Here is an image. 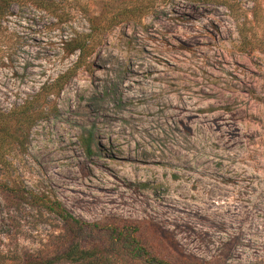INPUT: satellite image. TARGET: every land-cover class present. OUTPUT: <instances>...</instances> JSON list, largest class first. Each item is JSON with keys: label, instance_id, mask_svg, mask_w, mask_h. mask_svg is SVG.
<instances>
[{"label": "rangeland", "instance_id": "rangeland-1", "mask_svg": "<svg viewBox=\"0 0 264 264\" xmlns=\"http://www.w3.org/2000/svg\"><path fill=\"white\" fill-rule=\"evenodd\" d=\"M1 8L0 116L36 107L0 163V257L65 231L27 192L87 223L146 220L191 263L264 264V0ZM96 234L115 264H149Z\"/></svg>", "mask_w": 264, "mask_h": 264}, {"label": "trees", "instance_id": "trees-1", "mask_svg": "<svg viewBox=\"0 0 264 264\" xmlns=\"http://www.w3.org/2000/svg\"><path fill=\"white\" fill-rule=\"evenodd\" d=\"M11 1L0 0V4L3 7ZM79 47L81 53L84 52V46ZM63 82L62 77L57 78L50 88L45 87L43 91L49 92L53 87L59 89L63 86ZM35 107L36 100L27 101L20 109L0 116V163L5 161L4 157L9 151L7 146L19 142L20 136L16 131L27 126L30 112ZM87 149L90 151L89 145ZM0 189L6 192L8 187L4 185ZM25 197H27L26 199L30 198V200L28 199L29 203L55 213L60 221L65 223V231L59 235L58 241L52 248L19 257L2 256L0 264H115L116 258L108 255L101 244L90 246L85 242L84 234L87 232L95 233V236L97 232L104 233L108 236L106 238L111 239V242L114 243L112 247L115 246L118 251H127L134 257H142L149 264H209V262L198 261L191 263L194 258L181 253L177 242L167 230L160 229L157 225L150 224L146 220L87 223L73 217L59 202L44 200L42 196L28 195L27 192ZM142 225L146 227L142 229ZM145 241H150V244L147 245L144 243ZM118 259L121 264H126L122 262L119 255Z\"/></svg>", "mask_w": 264, "mask_h": 264}]
</instances>
